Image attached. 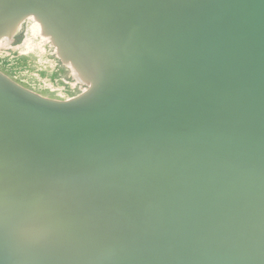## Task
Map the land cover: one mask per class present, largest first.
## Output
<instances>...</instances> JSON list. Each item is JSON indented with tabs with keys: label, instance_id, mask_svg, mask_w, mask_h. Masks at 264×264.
<instances>
[{
	"label": "bare ground",
	"instance_id": "bare-ground-1",
	"mask_svg": "<svg viewBox=\"0 0 264 264\" xmlns=\"http://www.w3.org/2000/svg\"><path fill=\"white\" fill-rule=\"evenodd\" d=\"M94 1L0 0V46L32 17L87 82L58 101L0 72L1 216L16 199L40 207L56 246L38 264H154L163 240L180 264H264V0H145L147 35L144 0Z\"/></svg>",
	"mask_w": 264,
	"mask_h": 264
},
{
	"label": "rangeland",
	"instance_id": "rangeland-1",
	"mask_svg": "<svg viewBox=\"0 0 264 264\" xmlns=\"http://www.w3.org/2000/svg\"><path fill=\"white\" fill-rule=\"evenodd\" d=\"M145 6L137 7L136 26L141 22L145 25H140L136 29H141V34L147 35L155 32L157 22L152 12L145 10ZM141 8H143L142 13ZM124 25L129 34L137 33L136 37H138L140 32L136 29L131 31L132 23L128 16ZM157 33H161V30ZM3 41V38L0 39V42ZM10 41L8 47L5 42L0 46V72L15 84L41 97L58 101H67L76 97L82 93L83 88L87 87V82L78 81L68 64L58 56L54 44L42 38L37 23L32 17H26L21 21L12 33ZM130 48L129 46L125 49L127 55H130L128 51ZM114 91L102 96L99 101H106Z\"/></svg>",
	"mask_w": 264,
	"mask_h": 264
},
{
	"label": "water",
	"instance_id": "water-1",
	"mask_svg": "<svg viewBox=\"0 0 264 264\" xmlns=\"http://www.w3.org/2000/svg\"><path fill=\"white\" fill-rule=\"evenodd\" d=\"M91 2V4H94V0H88ZM97 1V0H96ZM118 0H114L113 3L117 2ZM121 1H128V0H119ZM107 0H98L96 3V8H100L99 6H102V3L105 5L104 9L108 13L107 8ZM112 3V4H113ZM142 4L147 5L148 3L142 1ZM99 5V6H98ZM113 6V5H112ZM115 13L118 11V9H112ZM155 22H157L158 18H155ZM155 31L157 30V26H155ZM153 74L157 75V78H163L162 72L156 71ZM52 109H59V108H52ZM13 119V115H12ZM82 135V134H81ZM80 135H75L76 137H79ZM74 139V138H72ZM81 139V138H80ZM78 139V140H80ZM76 141V140H75ZM5 140L0 142L1 144H4ZM85 154V153H81ZM83 158H90L92 159L91 155L84 157V155H81L79 157V160ZM81 159V160H82ZM15 159L11 158V162L13 164L15 163ZM82 163V161L75 162L74 164ZM76 170H73V172ZM78 171V170H77ZM72 177H82L83 174L77 172L75 174H72ZM69 178H60V180L63 182V180H66ZM34 205L33 201L32 203L28 202L25 203V201L16 199L11 203V208L8 211L10 214V217L5 220L2 214H0V264H38L40 260H43L47 256H53L55 253V243L54 239L51 236V232L49 231V228L51 227V222H48V218L45 217L42 213H35L40 210V207L34 206L36 210L32 208V206L28 205ZM31 207V208H30ZM126 207V206H125ZM137 208V207H136ZM136 208H130L126 207V212L129 218L131 219L134 226H140L141 221H143L142 212L139 210V208L136 210ZM147 210V209H146ZM164 217V216H161ZM163 219V218H161ZM5 220V221H3ZM158 221V220H157ZM159 222V221H158ZM146 224H150V217ZM157 225H154V228L157 229L159 227L158 223ZM165 229H162V232H159V235H164ZM217 228V232H218ZM135 231V230H134ZM237 233L234 236L233 230H226L225 232L219 233L218 239L221 243V249L224 255H226L228 258H233L234 255L238 254L240 248H238V241H237ZM160 242V241H159ZM126 244V239L121 238L119 234H115L113 241L110 242V248L111 250H114L116 248H123ZM171 244L168 242V240H163L159 243V250L154 252V264H180V259L177 256H174L175 253H169L171 249ZM99 252L102 250V246H98ZM103 255V251H102ZM105 257V261L107 258H113V257ZM212 263V262H211ZM112 264V263H110Z\"/></svg>",
	"mask_w": 264,
	"mask_h": 264
}]
</instances>
